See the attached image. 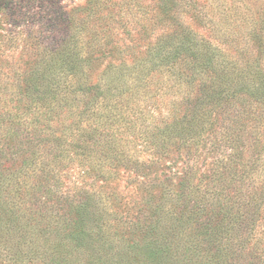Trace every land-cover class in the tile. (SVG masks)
I'll use <instances>...</instances> for the list:
<instances>
[{
  "label": "rangeland",
  "instance_id": "1",
  "mask_svg": "<svg viewBox=\"0 0 264 264\" xmlns=\"http://www.w3.org/2000/svg\"><path fill=\"white\" fill-rule=\"evenodd\" d=\"M175 2L195 30L216 42L202 27L200 11L208 12L210 0ZM156 3L3 0L0 264H264V190L254 193L262 201L254 210L220 213L213 227L196 207L199 194L185 187L208 181L216 153L178 148L174 139L164 149L156 144L164 109L158 90L92 100L99 106L92 113L82 112L89 100L82 95L68 94L54 109L29 108L26 98L13 96L20 72L40 59L42 47L56 46L69 18L83 29L91 82L116 60L140 55L159 32ZM231 144L221 142L225 157L238 150ZM222 185H229L225 176Z\"/></svg>",
  "mask_w": 264,
  "mask_h": 264
},
{
  "label": "trees",
  "instance_id": "2",
  "mask_svg": "<svg viewBox=\"0 0 264 264\" xmlns=\"http://www.w3.org/2000/svg\"><path fill=\"white\" fill-rule=\"evenodd\" d=\"M210 1V14L200 11L202 27L216 42L183 18L175 0H157L160 26L153 41L140 55L111 63L95 82L87 75L92 56L82 46L83 29L74 28L76 22L69 18L56 46L42 47L40 59L21 71L12 87L13 96L26 98L29 108L33 103L54 109L68 94L86 96L85 113L99 109L92 100L111 103L118 96H149L158 90L164 109L156 144L164 149L174 139L178 148L216 153L205 175L208 181L185 187L199 194L196 207L207 211L206 220L216 227L220 213L262 204L254 193L264 190V1L252 6ZM213 113L219 115V128ZM225 139L231 149L239 143L226 157L219 151ZM224 176L227 187L222 185ZM239 189L242 196L230 199Z\"/></svg>",
  "mask_w": 264,
  "mask_h": 264
}]
</instances>
